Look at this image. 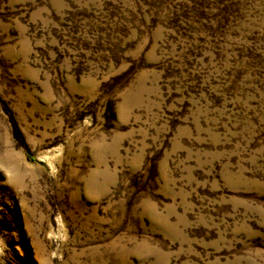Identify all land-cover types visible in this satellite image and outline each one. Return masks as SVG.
<instances>
[{"label":"rangeland","instance_id":"374dc122","mask_svg":"<svg viewBox=\"0 0 264 264\" xmlns=\"http://www.w3.org/2000/svg\"><path fill=\"white\" fill-rule=\"evenodd\" d=\"M0 264H264V0H0Z\"/></svg>","mask_w":264,"mask_h":264}]
</instances>
